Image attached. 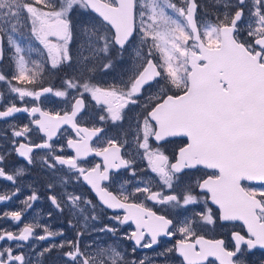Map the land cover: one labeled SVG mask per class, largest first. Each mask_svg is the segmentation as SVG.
<instances>
[{
	"label": "snow or ice",
	"instance_id": "1",
	"mask_svg": "<svg viewBox=\"0 0 264 264\" xmlns=\"http://www.w3.org/2000/svg\"><path fill=\"white\" fill-rule=\"evenodd\" d=\"M199 8L198 0H0V61L11 53L15 69L0 71L7 89L0 90V120L8 125L0 139L11 145L0 152V180L13 185L0 190V203L20 195L18 181L38 161L59 173L62 184L83 182L98 197L95 203L57 195L48 183L51 204L84 220L73 239L36 219L23 222L39 199L35 191L22 208L0 212V220L23 222L17 229L0 226V264H47L53 253L52 264H264V254L256 256L264 250V187L245 184L264 185V0H218L212 23L198 19ZM26 37L43 46L36 52H46L50 68L30 58ZM130 52L136 67L126 81L96 82L98 70L107 72ZM65 65L75 66L73 74L45 86L46 71ZM50 97L64 107H44ZM21 113L27 122L17 119ZM105 124L120 133L107 137ZM65 126L71 134L59 144ZM166 144H175L171 155ZM13 154L24 163L11 162ZM93 154L102 163L89 166ZM201 168L210 171L186 179ZM131 181L137 183L128 191ZM116 184L118 194L111 190ZM138 195L161 211L136 202ZM98 207L123 209L112 219L135 225L123 235L133 241L131 258L96 240L82 245ZM218 221L242 227L227 241L199 233ZM177 235L162 246L161 238ZM33 240L49 243L37 252ZM138 249L151 251L136 257Z\"/></svg>",
	"mask_w": 264,
	"mask_h": 264
},
{
	"label": "rangeland",
	"instance_id": "2",
	"mask_svg": "<svg viewBox=\"0 0 264 264\" xmlns=\"http://www.w3.org/2000/svg\"><path fill=\"white\" fill-rule=\"evenodd\" d=\"M202 10L203 11H217V4L218 0H200ZM205 23H212L213 19L212 17L205 16L202 20H200ZM26 35V34H25ZM39 44L37 41H32L30 38L26 37V42L24 44V47L26 49L31 48L33 50L34 44ZM7 59L11 55V53L6 51ZM43 54H46L44 52ZM47 55V54H46ZM128 59H130L132 62L130 65L132 66V70L135 69L136 63L134 60V57L132 56V53H126L125 54ZM30 58L37 60L34 57V52L32 51ZM44 60V58H40V60ZM4 63H6L7 69H4V64H0V71L9 73L14 71V65L9 61V59L4 60ZM10 66V67H9ZM48 68H50V61L47 65ZM11 68V69H9ZM126 69H130L129 66L127 65ZM75 71V66L73 67H68L65 65L62 70H54V71H46L47 75L50 80L53 81H61L58 77H64L65 72L69 73V75L73 74ZM102 72V73H101ZM101 73V74H99ZM120 72L117 73H112L111 70H108L107 72H104L103 70H98L95 73V76L98 75L96 78L97 83H102L104 81H109L113 82L114 81V76L119 75ZM104 86V84H101ZM0 90H3L5 94H7V89L4 88L3 84H0ZM57 98H53V100H56ZM54 104V105H53ZM53 107L56 110H60L61 108L64 107L63 104L60 103H52ZM20 122L25 123L29 118L27 117H19L17 118ZM8 125L0 120V137L3 136L4 134V129H6ZM10 136V133H9ZM59 144H63L61 140L57 141ZM11 145L8 143L7 139H0V152H3L5 149L10 150ZM11 161V160H10ZM23 164V163H21ZM34 167L33 170L30 169V172H33V174H26L23 178H21L18 181V184L16 186H19L21 189L20 195L18 197H14L11 201L5 202V203H0V212L4 210H16L19 208H22L23 205L21 201L31 194L32 191H35L39 199L35 202H33L32 208L28 209L23 217V222H28L32 221L33 219L38 220L40 223L48 224L53 230H60L62 229L64 231V239H73L76 237L77 231L84 226V220L80 218L79 213L76 214H71L68 211H64L63 213L59 212L52 204L51 201L48 199V196L51 194L49 192V189L47 187L48 183L51 181L55 183L56 187L52 190L54 193L57 195H60L65 192H71L74 194L79 195V192L77 188H72L69 186V183H73L74 181L69 182L67 185H64L60 182V174L57 173L53 175L51 170H44L42 167H40L39 161ZM28 169V172H29ZM13 185H11L8 181L6 180H0V190H7L11 189ZM41 189L44 190V192H41ZM90 211V210H88ZM88 211L86 210L83 215H88ZM49 213H51V217L49 218ZM79 219V224H77V220ZM69 221H71V225L69 224ZM23 222L19 225L14 224L13 222L9 220H0V226L3 227H8L12 229H17L19 227L23 226ZM74 225V226H73ZM88 225V231L84 235V237L81 240L82 245L89 244L91 241L96 240L101 244H108V245H114V242L112 239L107 237L105 240L104 238V232H100L99 229L103 228L104 226L98 223V220H88L87 222ZM57 239H61L58 237ZM4 243V242H0ZM11 243V242H8ZM32 244L36 245V251L38 252L40 248L44 247L46 244L49 243V241H31ZM5 246H7L5 244ZM24 251L26 253L30 252V249L28 247H25ZM144 252H141V256H143ZM139 256V257H141ZM56 254L53 253L51 256L47 258V264H52L53 260H55ZM33 261L36 260V256H32Z\"/></svg>",
	"mask_w": 264,
	"mask_h": 264
},
{
	"label": "flooded vegetation",
	"instance_id": "3",
	"mask_svg": "<svg viewBox=\"0 0 264 264\" xmlns=\"http://www.w3.org/2000/svg\"><path fill=\"white\" fill-rule=\"evenodd\" d=\"M198 3L200 4V8L197 11V17L199 20H202L205 16H209V17H215L218 14V10L217 11H203L202 10V6H201V2L200 0H198ZM43 46L39 45V44H34V48H33V52H34V57L39 60L42 64L48 65L49 61L47 60V55L46 54H39L36 52V49H41L42 50ZM7 54L5 52V58L4 60H6L7 62ZM40 58H44V60H40ZM33 59V58H32ZM3 61H0V64H4V69H7L6 63H4ZM132 61L130 59H128L126 57V55L124 56L123 60H117L115 66L110 69L112 73H117L120 72L119 75L114 76V81L119 82L120 80H127L129 78V76L132 74V66L130 65ZM13 65V64H12ZM127 65L129 66L130 69H126ZM1 67V65H0ZM10 67V66H9ZM11 69V68H9ZM102 73V72H101ZM99 73V74H101ZM47 74V73H46ZM69 73L65 72L64 77H58L60 80H62L63 78H65L66 76H68ZM98 77V75L95 76V80ZM43 82L45 83V86H48L49 84H54L56 86H59V84L61 83V81H53L50 80V78L45 75L44 76V80ZM112 82L109 81H104L101 84L104 85H108L111 84ZM148 91H155V89H149ZM30 100V98H28ZM58 99V98H57ZM53 101V97H50L49 100H46L43 104L44 107L47 108H54L52 105ZM89 111L91 114L95 115V111L91 108H89ZM139 111L138 108H134L133 111H131L129 113V117L131 118L132 116H135L137 114V112ZM19 117H27V114H17V118ZM128 127V122L124 123V128ZM105 128H106V135L107 137H115L117 136L121 129L116 127V126H112L109 124H105ZM62 136L57 137V141L61 140L63 144L66 143V137L67 135L71 134V129L68 128V126H65L64 129H62ZM33 139H36L35 136H33ZM103 141H97V140H93V144L94 145H98V144H102ZM175 147V144H166L165 148L168 151V154L171 155L173 149ZM68 152H71L70 149L67 150ZM11 162L17 163V164H21L24 163L23 160L21 158H19L18 156H16L15 154H13L10 158ZM88 164L89 166L94 165L96 163H102V158L101 157H97L94 154L90 155L88 158ZM40 167L43 168V166L40 164ZM34 167H30V169L33 170ZM27 172V174H33V172ZM44 170H46L45 168H43ZM210 171V170H205L203 168L201 169H193V170H189V176L186 179H189L191 182H195L196 180L200 179L205 172ZM123 172V170H122ZM124 176H128V173L123 172ZM139 179V177L137 178ZM137 181H131L128 185H125V189L128 191H131L135 185H136ZM246 185L250 186V187H255V188H260V187H264V185H262L260 182H245ZM69 186L72 188H77L79 195H82L85 198L91 199L93 200V202L98 203V197L95 195L94 191L91 190L90 186L84 184L83 182L77 183V182H73V183H69ZM121 186L120 184H116L114 186H112V191L114 192V194H118L119 190H120ZM197 191H199V189H197ZM41 192H44L43 189H41ZM136 200V202H140V201H144L147 207H151L153 208V210L155 211H161V206L160 205H154L152 201H146L144 200L143 195H138L136 198H134ZM209 205L213 208L214 211H218V209L216 208L215 205H211L210 201H209ZM86 210H90V207L86 208ZM97 220L98 223L105 226H112V227H117L119 229V231L113 235L112 233L109 232H104V238L105 240L107 239V237H109L110 239L113 240L114 244L116 247L126 250L129 253V257H132L131 254V249L133 247V241H129L127 239L123 238L124 233H130L132 230L135 229V225L129 221L127 224H123L120 225L117 223L116 220L112 219V217L116 216V215H120L121 217L124 215V210L123 209H108L106 207L103 208H97ZM242 227V222L236 221V222H220L218 221L216 225H207L204 227H201L200 229H198L199 233L204 235L206 238H214V239H220L223 238L226 241L230 240L231 237V232L232 231H239L241 230ZM64 232V231H63ZM58 238V237H57ZM179 235L171 237V238H161L162 240V246H171L175 243V241L177 239H179ZM151 250L148 249H138L135 256L139 257L141 256V252H144L143 255L145 253H149ZM262 254H264V250H256V256L260 257ZM176 264H179V261L176 262Z\"/></svg>",
	"mask_w": 264,
	"mask_h": 264
},
{
	"label": "water",
	"instance_id": "4",
	"mask_svg": "<svg viewBox=\"0 0 264 264\" xmlns=\"http://www.w3.org/2000/svg\"><path fill=\"white\" fill-rule=\"evenodd\" d=\"M95 193V192H94Z\"/></svg>",
	"mask_w": 264,
	"mask_h": 264
}]
</instances>
